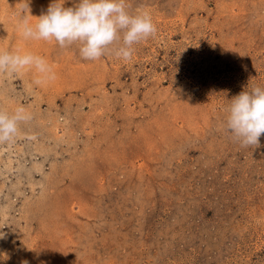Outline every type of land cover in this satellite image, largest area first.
<instances>
[{"label":"rangeland","instance_id":"obj_1","mask_svg":"<svg viewBox=\"0 0 264 264\" xmlns=\"http://www.w3.org/2000/svg\"><path fill=\"white\" fill-rule=\"evenodd\" d=\"M24 3L0 0V48L57 79L0 75V109L33 117L0 143V264H264V134L222 128L264 88V0H127L157 27L128 61L24 41Z\"/></svg>","mask_w":264,"mask_h":264},{"label":"clouds","instance_id":"obj_2","mask_svg":"<svg viewBox=\"0 0 264 264\" xmlns=\"http://www.w3.org/2000/svg\"><path fill=\"white\" fill-rule=\"evenodd\" d=\"M29 0L19 10L16 25L24 41L55 42L61 49L78 45L82 60L96 61L106 55L131 60L134 45L154 37L157 27L147 11L132 13L127 0H78L65 7V0H52L45 12L32 23L28 17ZM35 70L33 84L44 85L57 79L52 65L32 52L0 48V75H22ZM223 131L237 139L241 146H259L264 134V88L253 87L236 95L226 108ZM33 119L24 107L11 113L0 109V143L15 139L23 124ZM4 234L0 233V239ZM26 264V262H25Z\"/></svg>","mask_w":264,"mask_h":264}]
</instances>
